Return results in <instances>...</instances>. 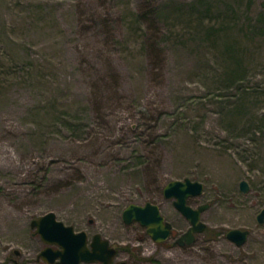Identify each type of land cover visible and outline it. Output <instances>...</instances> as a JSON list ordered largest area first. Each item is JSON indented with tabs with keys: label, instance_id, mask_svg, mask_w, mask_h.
Listing matches in <instances>:
<instances>
[{
	"label": "rangeland",
	"instance_id": "rangeland-1",
	"mask_svg": "<svg viewBox=\"0 0 264 264\" xmlns=\"http://www.w3.org/2000/svg\"><path fill=\"white\" fill-rule=\"evenodd\" d=\"M184 179L209 207L179 248L162 190ZM147 202L163 243L122 221ZM263 207L264 0H0V264H42L30 222L49 212L129 264H264Z\"/></svg>",
	"mask_w": 264,
	"mask_h": 264
},
{
	"label": "water",
	"instance_id": "water-1",
	"mask_svg": "<svg viewBox=\"0 0 264 264\" xmlns=\"http://www.w3.org/2000/svg\"><path fill=\"white\" fill-rule=\"evenodd\" d=\"M239 190L242 193L248 191L245 181L239 183ZM202 192L203 185L189 179L170 181L162 190L163 197L172 199L173 207L189 223L188 230L175 242L179 246L192 244L195 235L203 233L206 229V225L201 221V214L208 208V205L204 204L193 208L187 203L190 197H197ZM121 218L124 224L139 223L146 228L147 234L156 243L168 240L171 235L172 225L164 220L156 204L150 202L144 205L130 204L123 210ZM256 222L259 225L264 224V207L256 215ZM30 227L35 229V234L47 246L40 254L46 263L52 264L55 260H57L56 264L94 263L100 260V246L102 245L104 249L107 247L106 242L100 243V235L96 234L93 236L91 249H89L86 233L83 231L75 233L72 227L56 220L52 212L31 220ZM248 234L249 232L246 230L230 229L225 236L237 247H240L246 242ZM51 246H57L58 249L53 250Z\"/></svg>",
	"mask_w": 264,
	"mask_h": 264
},
{
	"label": "flooded vegetation",
	"instance_id": "flooded-vegetation-1",
	"mask_svg": "<svg viewBox=\"0 0 264 264\" xmlns=\"http://www.w3.org/2000/svg\"><path fill=\"white\" fill-rule=\"evenodd\" d=\"M190 198H194V197H190ZM189 198V199H190ZM188 199V200H189ZM188 200H187V203H188ZM173 202V201H172ZM189 205V204H188ZM201 205H204V204H201ZM201 205H199V206H201ZM208 205V204H207ZM199 206H197V207H199ZM196 207V208H197ZM208 207H209V205H208ZM208 209V208H207ZM206 209V210H207ZM202 215V214H201ZM164 220H165V218H164ZM166 221V220H165ZM188 228H189V226H188ZM188 228H187V230H188ZM33 229V228H32ZM146 229V228H145ZM186 230V231H187ZM206 230V229H205ZM204 230V231H205ZM34 231H35V229H34ZM185 231V232H186ZM75 233H77L78 231H74ZM184 232V233H185ZM145 233H146V235H147V237L148 238H150V240H152V238L150 237V235H148L147 234V232H146V230H145ZM34 234H35V232H34ZM96 234H99V233H96ZM96 234H94V235H96ZM183 234V233H182ZM181 234V235H182ZM201 234V233H200ZM94 235H92L91 237H89L88 236V234L86 233V241H87V246H88V248L89 249H91V243H92V240H93V236ZM100 235V243H102V242H106V244H107V247H106V249H104L103 247H102V245L100 246V260L99 261H97V262H94V263H80V264H129L128 263V261H124V260H122V259H119V255H120V250H119V248L117 249L114 245H112V243H111V241L108 239V238H106V237H104V236H102L101 234H99ZM172 235H173V231L171 230V235H170V237L169 238H171L172 237ZM181 235H179L177 238H175V240H174V243H173V245L174 246H178L179 248H185V247H188V246H190V245H192L194 242H195V240H196V235H195V239H194V242L192 243V244H190V245H188V246H179V245H177L175 242H176V240L181 236ZM198 235V234H197ZM227 239V238H226ZM41 240V239H40ZM167 241V240H166ZM42 242V241H41ZM152 242H154L153 240H152ZM165 242V241H164ZM231 242V241H230ZM43 243V242H42ZM155 244H159V243H156V242H154ZM161 243H163V242H161ZM234 244V243H233ZM235 245V244H234ZM236 246V245H235ZM47 246L43 243V247H42V249L37 253V257H36V261H41V263L42 264H50V263H46L45 261H44V258H43V256L42 255H40L41 254V252L46 248ZM49 248H50V246H49ZM51 248L53 249V250H57L58 249V247L57 246H51ZM13 253H14V255L18 258V260H15L14 261V263L15 264H24V258H23V256H22V254H21V252H19V251H13ZM48 258V257H47ZM49 259V258H48ZM148 261H150L149 263L150 264H163V263H161V262H158V261H156L155 259H153V258H150ZM57 263V260H55L52 264H56ZM171 264V263H170Z\"/></svg>",
	"mask_w": 264,
	"mask_h": 264
},
{
	"label": "trees",
	"instance_id": "trees-1",
	"mask_svg": "<svg viewBox=\"0 0 264 264\" xmlns=\"http://www.w3.org/2000/svg\"><path fill=\"white\" fill-rule=\"evenodd\" d=\"M157 10V7H155L154 5L150 4V7L148 6V11L145 12V17L149 18L150 20H152L153 14L154 12Z\"/></svg>",
	"mask_w": 264,
	"mask_h": 264
}]
</instances>
